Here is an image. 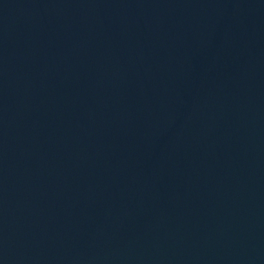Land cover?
<instances>
[{
  "label": "water",
  "instance_id": "95a60500",
  "mask_svg": "<svg viewBox=\"0 0 264 264\" xmlns=\"http://www.w3.org/2000/svg\"><path fill=\"white\" fill-rule=\"evenodd\" d=\"M0 264H264V0H0Z\"/></svg>",
  "mask_w": 264,
  "mask_h": 264
}]
</instances>
